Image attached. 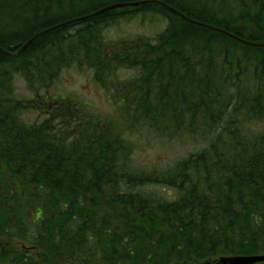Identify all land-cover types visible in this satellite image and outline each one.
Segmentation results:
<instances>
[{"label": "trees", "instance_id": "1", "mask_svg": "<svg viewBox=\"0 0 264 264\" xmlns=\"http://www.w3.org/2000/svg\"><path fill=\"white\" fill-rule=\"evenodd\" d=\"M116 2L138 3L137 13L79 6L106 0H0L14 15L3 11L0 20L29 23L18 33L33 39L14 58L0 54L3 231L25 236L26 214H42L29 242L44 257L29 264H202L264 254V0ZM162 16L175 19L143 40L141 22ZM130 22L141 31L103 33ZM5 37L1 48L10 46ZM71 67L90 70L114 112L65 98V120L25 125L14 78L38 95ZM125 71L133 74L121 82L115 75ZM141 133L197 147L141 163Z\"/></svg>", "mask_w": 264, "mask_h": 264}, {"label": "rangeland", "instance_id": "2", "mask_svg": "<svg viewBox=\"0 0 264 264\" xmlns=\"http://www.w3.org/2000/svg\"><path fill=\"white\" fill-rule=\"evenodd\" d=\"M108 4L114 3L115 0H106ZM84 5H79L80 7H87L89 4L83 3ZM133 5H128V2L122 3L120 6H116L114 8H123L118 13H121L123 16L126 14L127 16H132L134 13H137L136 8L138 3H130ZM68 5V4H67ZM67 5H63L64 8L67 7ZM137 5V6H136ZM2 12L0 14V18L2 19ZM124 13V14H123ZM140 13V12H139ZM11 14V13H10ZM83 19V18H81ZM175 18L172 17L167 20L166 17H161V20L159 21H150L148 23L141 22L143 27V30L145 29L143 33V40L146 38H153L156 36L158 30H160V26H165L166 23H169L170 21H173ZM18 22V21H17ZM29 23H16L12 24L11 22H6L5 20H0V32L7 35L8 37L5 38H13L14 44H17L19 46L20 42H22V38H25L24 35H20L18 32L20 30H24L27 28ZM110 30H104L103 33L107 34L109 38L116 37L118 34L126 33H136L140 32L141 29L139 28V25L135 22H130V24H122V25H113ZM100 34H97L99 36ZM38 36V34H37ZM96 36V38H97ZM146 37V38H145ZM21 41H19V40ZM32 39H29V42ZM94 40L93 38H90L91 41ZM11 44V43H9ZM11 57V56H10ZM11 58H14L13 56ZM4 71H15L11 67H4ZM132 73V72H131ZM130 73L126 72H119V74L116 73L115 77L118 78V76L122 78H127L130 76ZM15 87L16 92L15 96L17 99L22 100H29L32 98V94H30L23 84L21 83V80L16 79L15 80ZM53 94H60V95H67L75 102L79 103L86 109H91L93 111H97L101 114H111L113 113V108H111L110 102L107 99V92L106 89L103 87H99L92 79V73L90 70H77L74 67L63 69L58 77V79L54 82L53 88L50 91ZM44 118L42 115H38L36 113H31L24 115L22 118L25 123H34L39 122ZM260 126H264V122L260 124ZM138 143L137 147V153L136 156L138 160L141 163H162V162H169L174 161L179 158L184 157L186 154L193 152L194 149L197 147L195 143H177L173 144L170 141H167L166 139L158 138L156 135L152 133H146V134H139L136 139H134ZM163 192L167 194V198L173 199L175 194L173 191H164ZM160 189H157L156 192L163 193Z\"/></svg>", "mask_w": 264, "mask_h": 264}, {"label": "flooded vegetation", "instance_id": "3", "mask_svg": "<svg viewBox=\"0 0 264 264\" xmlns=\"http://www.w3.org/2000/svg\"><path fill=\"white\" fill-rule=\"evenodd\" d=\"M120 4L118 2L114 4H105V5H89L87 7H90L91 9L94 8L96 11H105L109 10L111 6ZM54 6H48V5H41L40 9L47 10L48 8H53ZM56 7V6H55ZM17 9H20L23 11V7H17ZM0 11H7L11 12L10 10L6 9L3 6H0ZM13 13V12H11ZM13 16V14H11ZM3 21V20H2ZM9 22V21H6ZM12 23V21H10ZM14 38V37H13ZM13 38H10V46L6 48H1L0 47V54L4 55V57H10L11 55H14L15 53L18 52V50L22 47H24V50L29 46V39H25L22 42H20L19 46L17 44H14ZM22 51V52H23ZM22 52L20 54H22ZM28 53V52H27ZM19 54V55H20ZM12 57V56H11ZM45 100L40 99L39 103L36 106H32V108H37L39 109L40 107L45 108ZM25 107V109L23 108ZM20 107L24 109V112L21 110L18 114L21 117L22 115L29 114V102L27 101L26 104L21 103ZM46 114H49L52 119L58 120V121H63L64 116H65V109L62 105H56V104H49L48 110L45 112ZM1 195H0V201H1ZM13 197V196H10ZM1 216V214H0ZM31 216V217H30ZM35 216V219L34 217ZM42 214L41 213H35V214H26V218L24 221L21 223L23 225H26V228H21L19 230L20 233H24L25 236H12L8 237L5 232L3 231L1 224H0V264H29V259L33 257L34 252L33 246L29 245V233L30 234H36L39 229L33 227L34 225L39 222L41 219ZM9 220L11 222H15L17 224V214L11 213ZM30 226V227H29Z\"/></svg>", "mask_w": 264, "mask_h": 264}, {"label": "water", "instance_id": "4", "mask_svg": "<svg viewBox=\"0 0 264 264\" xmlns=\"http://www.w3.org/2000/svg\"><path fill=\"white\" fill-rule=\"evenodd\" d=\"M264 261V256L262 257H233L222 259V264H255L256 262Z\"/></svg>", "mask_w": 264, "mask_h": 264}, {"label": "bare ground", "instance_id": "5", "mask_svg": "<svg viewBox=\"0 0 264 264\" xmlns=\"http://www.w3.org/2000/svg\"><path fill=\"white\" fill-rule=\"evenodd\" d=\"M120 5H122V4H116V5H113V6L110 7V9H111V8H114V7H116V6H120ZM128 5H133V4H128ZM170 10H171L173 13H175L177 16L182 17L181 14H179V13L176 12V11H174L173 9H170ZM20 11H21V10H20ZM23 11H24V10H23ZM99 12H101V11H99ZM8 13H11V12H8ZM11 14H13V13H11ZM94 14H95V13H94ZM13 16H14V15H13ZM88 16H90V15H88ZM86 17H87V16H86ZM86 17H82V18L85 19ZM83 19H82V20H83ZM16 22H17V21H12V24H15ZM32 40H33V39H32ZM32 40H31V41H32ZM31 41H30V42H31ZM30 42H29V43H30ZM24 47H25V46H22V47L18 50L17 53H15L14 55H11V56H13V57L18 56V55L24 50Z\"/></svg>", "mask_w": 264, "mask_h": 264}]
</instances>
